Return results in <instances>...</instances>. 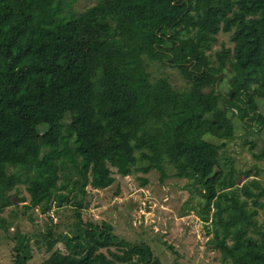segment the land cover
Wrapping results in <instances>:
<instances>
[{"label": "trees", "instance_id": "1", "mask_svg": "<svg viewBox=\"0 0 264 264\" xmlns=\"http://www.w3.org/2000/svg\"><path fill=\"white\" fill-rule=\"evenodd\" d=\"M67 7L0 0V231L10 235L2 214L15 204L47 215L36 237L10 235V264H27L33 241L46 253L38 264H160L147 244L81 216L87 187L151 170L197 190L205 247L221 264H264V187L238 186L229 159L217 160L235 139L229 113L264 128V0H99L62 15ZM220 32L232 46L211 53ZM149 63L175 68L187 88L152 79ZM64 209L72 221L60 229L48 214Z\"/></svg>", "mask_w": 264, "mask_h": 264}, {"label": "rangeland", "instance_id": "2", "mask_svg": "<svg viewBox=\"0 0 264 264\" xmlns=\"http://www.w3.org/2000/svg\"><path fill=\"white\" fill-rule=\"evenodd\" d=\"M99 0H67L68 12L78 14L94 5ZM227 33H218L210 52L222 47L231 48ZM148 69L152 79L166 77L176 90H184L187 84L175 68L159 67L149 63ZM225 74L219 89L224 93L228 86ZM259 111L264 116V100L258 101ZM234 128L235 139L224 141V148L219 152L220 165L228 158L233 167L234 181L239 186L255 178L264 187V128L259 133L246 130L238 118L229 113ZM39 123V115L35 116ZM39 128V127H38ZM80 135V131H75ZM214 144L222 141L210 137ZM168 176L161 182L159 173L151 170L147 174H131L126 177L115 176V182L104 190L87 187L86 208L81 216L93 223L106 222L111 225L114 234L129 242L147 244L160 264H221L215 249H207V236L202 222L196 216L199 194L197 190L185 187L186 180L175 178L169 170ZM141 179L147 183L141 185ZM18 196H25L24 186H17ZM264 203V196L260 198ZM21 203L5 209L3 216L12 223L10 235L18 230L36 237L47 221V215L38 210L22 213ZM54 223H60L63 229L71 223V211L65 210L57 215L49 214ZM256 219L264 233V206L257 209ZM0 231V264H10L12 260V242ZM60 247V245H57ZM32 258L27 264H38L46 255L43 246L34 241L31 246Z\"/></svg>", "mask_w": 264, "mask_h": 264}]
</instances>
